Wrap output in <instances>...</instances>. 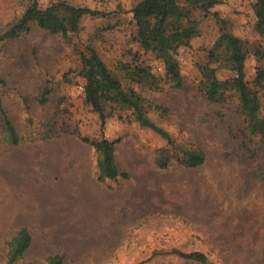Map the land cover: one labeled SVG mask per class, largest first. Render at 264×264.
<instances>
[{"label":"rangeland","instance_id":"374dc122","mask_svg":"<svg viewBox=\"0 0 264 264\" xmlns=\"http://www.w3.org/2000/svg\"><path fill=\"white\" fill-rule=\"evenodd\" d=\"M36 1L44 8L61 0ZM62 1L109 15L82 17L79 30L66 35L32 25L0 41V264L19 228L31 241L16 264H46L53 255L61 264H201L188 257L195 251L204 264H264V155L252 159L241 149L247 137L234 102L210 103L199 91V67H214L219 79L232 75L208 54L220 32L215 15L249 49L246 80L264 67L254 0H220L207 10L179 0L188 16L166 17L160 33V43L176 50L179 88L134 39L130 9L138 0ZM26 6L0 0V33ZM87 47L123 85L168 109L150 118L177 143L201 149L203 164L186 167L170 148L160 167L166 141L128 121V113L114 111L100 128L82 89L80 54ZM123 64L149 68L155 86L130 81L118 69ZM1 110L17 145L7 142ZM83 138L114 142L117 167L128 177L99 182L94 149Z\"/></svg>","mask_w":264,"mask_h":264},{"label":"trees","instance_id":"16d2710c","mask_svg":"<svg viewBox=\"0 0 264 264\" xmlns=\"http://www.w3.org/2000/svg\"><path fill=\"white\" fill-rule=\"evenodd\" d=\"M187 6L207 10L220 0H183ZM252 11L256 19L255 29L264 35V0H254ZM131 19L135 28V41L144 51H150L162 61L165 77L174 88L181 87L182 76L176 57V50L160 43V33L166 17H187L189 10L179 4V0H138L130 9ZM109 13L92 10L70 4L66 1H56L46 7H41L36 0H27L23 12L15 17L3 32L0 41L11 39L27 31L32 25L50 33L66 35L77 32L82 17H106ZM220 25V32L208 54L212 61L227 68L232 75L225 79L216 78L214 67H199V91L206 100L214 104L234 102V112L240 118L246 139L241 141V149L249 157L264 155V67L257 66L254 78L247 81L244 65L249 52L245 41L232 35L226 27V22L215 15ZM257 61L264 57L259 52ZM81 70L84 85L82 86L85 102L97 113L102 129L105 121L114 111L129 114L128 121L150 129L166 141V148L158 150L157 162L160 167L166 166L168 150L173 149L180 154V163L186 167H196L203 164L204 152L196 146L177 143L163 128L151 118L150 112L166 116L168 109L157 103L145 100L131 86L123 85L122 80L114 74L100 59L93 48L87 47L86 53L80 54ZM130 81L145 86H155V77L149 68L142 64L118 67ZM44 101V99H42ZM7 142L17 145L20 141L13 124L1 110ZM82 141L91 145L96 155V179L103 182L117 177L127 178L125 172L119 171L114 154V142L102 138ZM258 176L264 180V167ZM26 228H19L8 241V251L4 264H16L28 249L31 241ZM188 257L204 264L206 257L199 252H190ZM46 264H61L62 256L53 255L46 258ZM31 264V263H20Z\"/></svg>","mask_w":264,"mask_h":264}]
</instances>
